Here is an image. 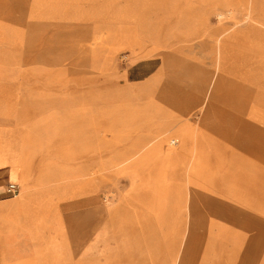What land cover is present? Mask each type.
Listing matches in <instances>:
<instances>
[{
	"label": "rangeland",
	"instance_id": "rangeland-1",
	"mask_svg": "<svg viewBox=\"0 0 264 264\" xmlns=\"http://www.w3.org/2000/svg\"><path fill=\"white\" fill-rule=\"evenodd\" d=\"M66 131L113 168L57 155ZM162 134L179 159L157 180L159 156L131 164ZM196 136L188 176L177 166L196 149L177 148ZM19 155L33 166L26 179L12 171ZM0 156L14 199L40 171L39 186H78L74 197L38 193L62 209L11 240L16 260L264 264V229L241 228L264 224V0H0ZM89 167L98 173L86 177ZM151 186L165 190L167 227L156 226ZM188 209L213 225L188 228ZM124 210L137 228L121 223Z\"/></svg>",
	"mask_w": 264,
	"mask_h": 264
},
{
	"label": "bare ground",
	"instance_id": "bare-ground-1",
	"mask_svg": "<svg viewBox=\"0 0 264 264\" xmlns=\"http://www.w3.org/2000/svg\"><path fill=\"white\" fill-rule=\"evenodd\" d=\"M140 54H141V52H139L137 54L134 53V56L139 57V56H141ZM216 81H217V79H216ZM215 86H216V82L214 84V88H215ZM162 136H164V134H162L161 136L159 135V136L155 137V139L153 141H151V143H150L151 145H149V147H148V145H145V146L141 147V149H145V148H148V149H145V151H143V153L141 154L140 159H137L135 162H133L131 164V165H134L135 163H138V161L139 162H147V161H150L153 158V156H159L160 159L164 160L163 163L166 162V164H164L162 166L160 165L159 168H157L156 170H153V172H151V174H155L156 175V179L157 180H160V179H162L165 176V170H167L168 167H175L174 165L173 166L167 165L168 163L177 162V160L179 159V156H178L179 153L175 152V149L169 148V145L167 146V142H168L167 141L168 140L167 136H164V138ZM199 141L197 140V136L194 139V142H193V140L191 142V141H188V139H184L183 141L181 140V146H179L177 148V150H179V151H181L183 148H188L189 149V147H191V146H192V148L196 149L195 151L192 150V151L189 152L190 160L189 161L186 160V165L185 166H177V167H184L186 169L187 173H188V176L191 175L192 170L196 169V166H197L196 164L200 160V154H202V153H199L200 152L199 151V145H202L201 141L200 142ZM24 142H26V139H25ZM175 142L178 143L179 141L178 142L174 141V143ZM55 146L58 147L57 155H60L63 158L65 157V160L74 161V162L83 161V164H93L92 167L93 166L97 167L98 168V172H104L105 170L113 168L112 166L110 167V165H108L107 163H105L103 161L93 162L91 160L90 155L86 154L82 149L73 157L72 153L74 152V149L77 147V145H75L74 142H72V140H70L69 138H66V137L62 138L60 140V142H57V144H55ZM139 151H141V150L139 149ZM139 151H137V152H139ZM0 157H2V156H0ZM128 161L129 160H124L123 163L124 162H128ZM2 162H4V161H2ZM98 162H99V164H102V162H103V164L105 163L106 167L103 166V165L101 167H99V165L95 164V163H98ZM6 163H8V162H6ZM189 164L191 165L190 168H188L190 166ZM20 166H21L20 167V173H21L22 179H26L27 177L32 175L31 172H33V170L30 172V169H31V166H32V163L30 161H27L26 159H22ZM91 168L90 167L88 168L89 171H88L86 177H89L90 175L98 173V172H94L93 174H91L90 173V169ZM34 174L35 173H33V176H34ZM43 174L44 173L42 171H40L38 173V175L36 177H34L33 182L31 184L32 187H38L39 186L38 179L41 176H44ZM166 184H168V183H166ZM147 192L151 193L153 195V197L155 198L154 217H155L156 226L159 225L161 227H167L168 224H169L167 216L169 215L168 213L171 212V210L168 209L169 203L167 201H165L162 198V196H161L162 192L164 193L165 190L164 189H160L159 187H157V189H155L154 187L151 186L150 189L147 190ZM106 212L110 213L108 208H107ZM126 213H127V210H124V212H120L119 213L118 217L121 220V223L126 222V221L129 220L128 230L137 228V226H136L135 222L133 221V219L130 216H127ZM193 213L190 210L188 211V218H187L188 220L186 222L188 224V228L195 227V228L198 229V228H200L203 225H205L206 228H210L213 225V223H208L203 218H199V219L197 218L196 219L195 218L196 216H194ZM113 219H114V217L110 216V220H113ZM242 225H243V226H241L242 230H246V229H248V230L264 229V224L256 223V222H253L251 220H247L246 223H242ZM119 226H120V223L117 224L118 228H119ZM236 226H237V223L235 225V228H236ZM1 238L2 237L0 235V241H1ZM255 240H257V239L253 238V243L255 242ZM92 253H93V250H91L90 248L87 249V254L88 255H91ZM2 254H3V252H2ZM104 263H105V261H104ZM174 264H183V263L179 261V262H175Z\"/></svg>",
	"mask_w": 264,
	"mask_h": 264
},
{
	"label": "crops",
	"instance_id": "crops-1",
	"mask_svg": "<svg viewBox=\"0 0 264 264\" xmlns=\"http://www.w3.org/2000/svg\"><path fill=\"white\" fill-rule=\"evenodd\" d=\"M29 108H36L34 105L30 106ZM9 116V115H8ZM13 117V115H12ZM17 119V117H15ZM48 125H58L59 128L64 129L61 126V123L59 121L55 122H47ZM65 130V129H64ZM69 135L70 140L74 142L75 145H77L78 148L82 149L86 154L92 155L87 149L83 147H79L77 140L74 138V136L69 132L66 131ZM20 138V137H19ZM39 152L38 154H40ZM36 153L33 154L35 156ZM22 157V153H21ZM110 167L111 163H109L107 160H101ZM17 167L16 171H13V174L17 173L20 169L21 164V158L19 155V159L17 161ZM112 169V168H110ZM1 171V170H0ZM12 182L15 185H19L18 181L12 180V181H5L3 183H0V215H3L4 217V223L7 225V228H0V235L2 240V249L0 248V264H34V259L31 257L21 258L17 260L16 254L9 252L10 251V243L11 240L15 238V236H18V238L23 237L25 234H32L36 229V222L37 219L44 218L48 213H51L55 210L61 211L62 207L61 204L62 201H57L55 199L43 197V196H37L38 193L43 192L47 193L49 195H54L61 198H68V197H74L76 193L78 192V186L76 185L77 182L74 180L70 181H60L56 183H51L44 186H38V187H31L24 189L22 186V194L18 198H8L7 194L5 193L6 187ZM6 183H9L5 185ZM125 208V207H124ZM19 217L20 222L23 224L22 230H19L17 228V218ZM9 219V220H8ZM29 222L30 227H25L26 223ZM36 247L38 251H40L42 242L36 240ZM3 252V254H2ZM4 256V257H3ZM48 262H52L49 258L46 259ZM33 261V262H32Z\"/></svg>",
	"mask_w": 264,
	"mask_h": 264
},
{
	"label": "built area",
	"instance_id": "built-area-1",
	"mask_svg": "<svg viewBox=\"0 0 264 264\" xmlns=\"http://www.w3.org/2000/svg\"><path fill=\"white\" fill-rule=\"evenodd\" d=\"M5 193L14 198L18 194V188L15 185L9 184L5 189Z\"/></svg>",
	"mask_w": 264,
	"mask_h": 264
}]
</instances>
